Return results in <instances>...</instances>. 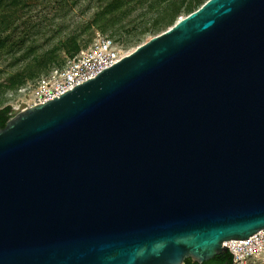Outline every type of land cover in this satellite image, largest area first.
I'll return each mask as SVG.
<instances>
[{
    "label": "water",
    "instance_id": "1",
    "mask_svg": "<svg viewBox=\"0 0 264 264\" xmlns=\"http://www.w3.org/2000/svg\"><path fill=\"white\" fill-rule=\"evenodd\" d=\"M13 111L0 264H204L264 230V0H208Z\"/></svg>",
    "mask_w": 264,
    "mask_h": 264
},
{
    "label": "trees",
    "instance_id": "2",
    "mask_svg": "<svg viewBox=\"0 0 264 264\" xmlns=\"http://www.w3.org/2000/svg\"><path fill=\"white\" fill-rule=\"evenodd\" d=\"M42 1V2H41ZM82 0H0V63L9 62V77L0 81V93L18 91L28 82L61 67L60 53L74 57L89 44H82V36L91 29L111 37H126V45L141 43L146 37L157 36L171 28L180 18L198 10L208 0H93L91 20L78 26L66 39L51 45L50 39L42 40V29L30 15L37 3L63 11L68 4L77 6ZM33 16V15H32ZM31 16V17H32ZM0 71L1 76L7 72ZM13 109H0V129L12 118ZM232 264L228 251L204 264ZM188 264L192 263L190 260Z\"/></svg>",
    "mask_w": 264,
    "mask_h": 264
},
{
    "label": "built area",
    "instance_id": "3",
    "mask_svg": "<svg viewBox=\"0 0 264 264\" xmlns=\"http://www.w3.org/2000/svg\"><path fill=\"white\" fill-rule=\"evenodd\" d=\"M131 53L109 35L97 33L93 42L74 57H68L61 67L51 69L18 91L26 98V108L45 104L74 90L103 71L120 63ZM19 108V105L17 106ZM225 246L232 254V264H253L264 255V230L246 240H230Z\"/></svg>",
    "mask_w": 264,
    "mask_h": 264
},
{
    "label": "rangeland",
    "instance_id": "4",
    "mask_svg": "<svg viewBox=\"0 0 264 264\" xmlns=\"http://www.w3.org/2000/svg\"><path fill=\"white\" fill-rule=\"evenodd\" d=\"M68 5L69 6H66L63 11H55L52 9L51 6L44 7L40 4V2L37 3V6L30 15L29 19H32L33 22H36L40 25L43 31L42 40L50 39L51 45H55L58 43V41L66 39V37L71 32H73L76 27L83 26L91 20L94 10H91L92 8L90 9V6L95 5V2H93V0H82L81 3L77 4V6L73 8H70L71 3H69ZM97 33H99L97 29H91L90 31L86 32L82 36L81 43L83 45L92 43ZM107 35L111 36V33L109 32L107 33ZM151 38L152 37H146L141 43L128 46L126 45V37H113V39L122 47V49L128 53H132L139 46L143 45ZM67 58L68 55L66 54V52L62 51L60 53V60L66 61ZM8 63L9 62L0 63V71H3L5 69L7 71L6 65H8ZM8 73L10 72L7 71L6 73H4L1 76L0 81H3V79L8 78ZM25 101L26 98L19 91H8L4 94L0 93V109L5 106H11L14 110L17 108L20 102ZM262 263H264V255H262L258 260L254 259L253 264Z\"/></svg>",
    "mask_w": 264,
    "mask_h": 264
},
{
    "label": "flooded vegetation",
    "instance_id": "5",
    "mask_svg": "<svg viewBox=\"0 0 264 264\" xmlns=\"http://www.w3.org/2000/svg\"><path fill=\"white\" fill-rule=\"evenodd\" d=\"M188 260H186V262H185V264H188V262H187ZM191 261V260H190ZM192 262V261H191ZM220 263V261L219 260H217V261H215L213 264H219ZM190 264H196V263H194V262H192V263H190Z\"/></svg>",
    "mask_w": 264,
    "mask_h": 264
}]
</instances>
